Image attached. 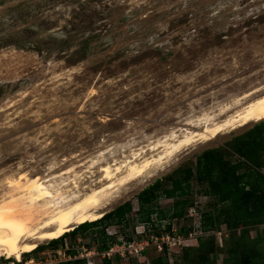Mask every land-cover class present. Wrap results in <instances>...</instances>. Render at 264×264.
<instances>
[{
  "label": "rangeland",
  "instance_id": "rangeland-1",
  "mask_svg": "<svg viewBox=\"0 0 264 264\" xmlns=\"http://www.w3.org/2000/svg\"><path fill=\"white\" fill-rule=\"evenodd\" d=\"M263 69L264 0H0V200L18 196L8 183L22 177L49 178L66 194L87 192L113 164L150 157L172 135L195 130L188 124L212 118ZM239 129L193 144L162 171L125 185L104 214L124 203L130 210L123 224L106 221L104 236L136 250L147 244L135 264H223L247 249L236 241L242 229L264 238V224H216L219 199L196 181V158L205 151L223 150V161H235L233 138H264V121ZM176 170L191 174L189 193L178 198L190 204L169 220L173 200L160 193ZM148 188L154 214L143 224L136 197ZM259 197L252 213L261 212ZM100 228L0 264H131L102 258L107 250L98 248L109 242L100 243ZM255 254L250 248V259Z\"/></svg>",
  "mask_w": 264,
  "mask_h": 264
},
{
  "label": "bare ground",
  "instance_id": "bare-ground-1",
  "mask_svg": "<svg viewBox=\"0 0 264 264\" xmlns=\"http://www.w3.org/2000/svg\"><path fill=\"white\" fill-rule=\"evenodd\" d=\"M262 71L256 83L232 96L212 118L202 121L203 124H188L195 130H185L180 137L172 135L159 146V152L150 157L137 160V155L133 154L128 161L113 164L114 172L106 178L99 177L93 187L86 188L87 192L66 194L64 188L51 184L49 178L21 176L9 182V188L18 190L19 194L0 200V258L19 262L25 252L36 249L39 244L56 240L84 223L97 221L119 198L125 185L162 171L185 148L264 121V69ZM110 168L106 165L102 171Z\"/></svg>",
  "mask_w": 264,
  "mask_h": 264
},
{
  "label": "trees",
  "instance_id": "trees-1",
  "mask_svg": "<svg viewBox=\"0 0 264 264\" xmlns=\"http://www.w3.org/2000/svg\"><path fill=\"white\" fill-rule=\"evenodd\" d=\"M251 132L252 131L249 133ZM250 139V136L246 134L231 140L228 149L230 153L236 155L237 158L235 161L231 159L229 161H223L221 157L218 156L223 150L214 149L202 153L196 158L195 162L196 181L207 185V191H204V194L216 196L219 199L218 209H221L222 212L214 216L216 224L223 222L229 230L232 228L231 225L235 223L242 227L248 224H264V201L260 198L264 196V173L260 172V169H264V138L260 141L255 140V142ZM190 179V172L183 174L181 170H176L173 178L169 181V187L161 190V195L167 199L173 200L169 220L184 216L183 209L188 207L190 202L186 199L179 201L178 198H182L189 193ZM157 188L159 187H155L153 191H157ZM151 191V188L144 189L136 197L138 205V222L143 224H148L151 221L150 216L154 214L153 208L150 205L155 202L156 198L151 197ZM254 196H260L258 199L260 207L263 205L259 213H252L254 207L251 205V202ZM129 210L130 207L128 203H124L112 212L104 214L97 221L84 223L66 234L73 238L76 234L82 233L90 227L102 226L97 232L100 243L104 244L106 240L109 244L99 247L98 250L106 251L109 245H114L117 241L110 235L104 236L103 230L105 229L103 226L105 222L114 220L116 224H123L124 217ZM207 215V213L202 214V222ZM158 218L162 220L163 216H158ZM215 221L209 220V225H213ZM169 230L170 224H167L165 226V231L169 232ZM202 230H206L205 226H202ZM58 240L60 239L52 240L48 244H54ZM236 241L244 246L246 245L247 249L238 253H230L223 260V264H244L243 262H245L244 259L246 258H248V261L245 264H264V238H260L256 235L255 238L251 239L248 236L247 229H242ZM124 242L128 243L129 241L124 240ZM250 248H253L256 253V256L252 259L249 257ZM39 250H41V247L38 246L33 252ZM142 254L145 256L144 251ZM164 257L165 255L162 259H165ZM112 259H115V261L124 260L120 259L118 256H114ZM162 259H158L157 261L160 262ZM126 261L135 264L134 259L131 257L126 258ZM103 262L104 264L109 263L108 261ZM63 264H85V262L83 260H75Z\"/></svg>",
  "mask_w": 264,
  "mask_h": 264
},
{
  "label": "built area",
  "instance_id": "built-area-1",
  "mask_svg": "<svg viewBox=\"0 0 264 264\" xmlns=\"http://www.w3.org/2000/svg\"><path fill=\"white\" fill-rule=\"evenodd\" d=\"M146 226H142V231L140 234H143L146 230ZM147 245V244H146ZM145 245V246H146ZM144 245L139 247L140 249L136 250V248H134V245H131L129 242L125 243L124 239L122 238L121 240H118L117 243H115L114 245H112L111 247H109L106 251V253L104 254L105 256L102 258H107L109 259V257H114V256H118L120 259H124V258H128L131 257L133 259H135L137 261V256H140L143 259V248L145 247ZM80 256V255H79ZM78 256V257H79ZM76 257L73 256V259H75ZM82 258V257H79ZM27 263H31V261H26L24 264Z\"/></svg>",
  "mask_w": 264,
  "mask_h": 264
}]
</instances>
